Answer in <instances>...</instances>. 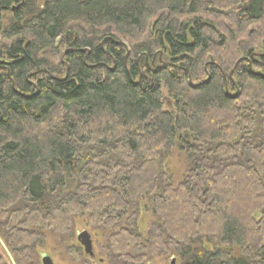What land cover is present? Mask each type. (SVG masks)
I'll return each mask as SVG.
<instances>
[{
    "label": "trees",
    "instance_id": "1",
    "mask_svg": "<svg viewBox=\"0 0 264 264\" xmlns=\"http://www.w3.org/2000/svg\"><path fill=\"white\" fill-rule=\"evenodd\" d=\"M78 218L108 264H264V0H0V238Z\"/></svg>",
    "mask_w": 264,
    "mask_h": 264
},
{
    "label": "rangeland",
    "instance_id": "2",
    "mask_svg": "<svg viewBox=\"0 0 264 264\" xmlns=\"http://www.w3.org/2000/svg\"><path fill=\"white\" fill-rule=\"evenodd\" d=\"M161 96L162 109L164 111H174L173 102L168 98L165 90H162ZM187 166V158L176 149L172 150L165 164L166 170L172 176L175 184L181 182L183 176L186 174ZM141 206L142 210H144L146 208L145 202H141ZM260 218V215L255 216L256 220ZM152 221L153 218L147 210L141 212L138 228L143 235H145ZM82 232H86L89 235L91 256L85 253L84 246L78 240V236ZM71 233L72 236L67 237L57 232H46L45 242L42 247L37 249L31 264H42L43 257L48 258L51 264H108L105 250L106 239L103 233L86 226L85 218L75 219ZM0 256L3 259V264H13V260L1 238ZM148 264H179V261L173 260V255H161L154 257Z\"/></svg>",
    "mask_w": 264,
    "mask_h": 264
},
{
    "label": "water",
    "instance_id": "3",
    "mask_svg": "<svg viewBox=\"0 0 264 264\" xmlns=\"http://www.w3.org/2000/svg\"><path fill=\"white\" fill-rule=\"evenodd\" d=\"M78 240H80L81 244L84 246L85 253L88 254L89 256H91L92 253H91V245H90V241H89V235L86 232H82L81 234H79ZM42 264H51V263H50L48 258L43 257L42 258Z\"/></svg>",
    "mask_w": 264,
    "mask_h": 264
}]
</instances>
